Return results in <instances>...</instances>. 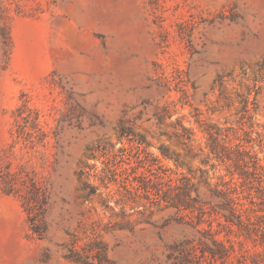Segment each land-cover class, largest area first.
<instances>
[{
  "label": "rangeland",
  "instance_id": "1",
  "mask_svg": "<svg viewBox=\"0 0 264 264\" xmlns=\"http://www.w3.org/2000/svg\"><path fill=\"white\" fill-rule=\"evenodd\" d=\"M0 264H264V0H0Z\"/></svg>",
  "mask_w": 264,
  "mask_h": 264
},
{
  "label": "trees",
  "instance_id": "2",
  "mask_svg": "<svg viewBox=\"0 0 264 264\" xmlns=\"http://www.w3.org/2000/svg\"><path fill=\"white\" fill-rule=\"evenodd\" d=\"M124 133V132H123ZM123 135V134H122ZM161 151H162V155L163 156H165V157H168V150L166 149V148H164V147H162L161 148ZM143 181V180H142ZM144 189H145V191H146V193H149L150 191L149 190H147V188L144 186L143 187ZM87 189H89V193H88V196H91V195H93V194H95V190L93 189V187H91V186H85V190H87Z\"/></svg>",
  "mask_w": 264,
  "mask_h": 264
}]
</instances>
